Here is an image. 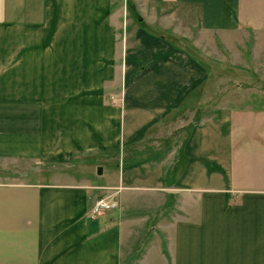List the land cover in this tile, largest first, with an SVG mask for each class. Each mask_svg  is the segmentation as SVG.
Returning <instances> with one entry per match:
<instances>
[{
  "label": "crops",
  "instance_id": "0c3cea01",
  "mask_svg": "<svg viewBox=\"0 0 264 264\" xmlns=\"http://www.w3.org/2000/svg\"><path fill=\"white\" fill-rule=\"evenodd\" d=\"M178 8L218 56L243 35L264 61V0H0V160L35 164L0 181V264H264V64L205 86L220 74L156 30ZM90 154L107 182L37 165ZM155 218L173 226L140 245Z\"/></svg>",
  "mask_w": 264,
  "mask_h": 264
},
{
  "label": "rangeland",
  "instance_id": "374dc122",
  "mask_svg": "<svg viewBox=\"0 0 264 264\" xmlns=\"http://www.w3.org/2000/svg\"><path fill=\"white\" fill-rule=\"evenodd\" d=\"M136 13V12H135ZM171 15H174V19H173V23L174 24H167L169 25L168 28H156L157 31L164 33L166 35H168L172 40H176L178 43H180L181 45L188 47L189 49L194 50L200 57H202L204 59V63L212 70L213 72L216 74H220L219 79L216 80H209V82H207L205 84V86L207 85H215L217 86L218 84H220V86H227V85H232L233 84V89H236L235 84L237 82H244L243 84L247 83V84H254L257 85L259 83V78L258 77H253L255 74H259L260 71V67L259 64H264V61H260V56L258 58H255L254 60H252V56H257L259 51L261 50L260 48L257 50H254L255 45L251 46L250 44L245 45L244 39H243V35H240L236 38V43H239L240 48H242V50H240L239 55H238V59L236 60L235 57H233L231 60H227L228 55L230 54H234V52H230L228 49H225L223 47H220V53H223L226 55V59H224L220 55L218 52V50L215 49V46L212 44V36H210V34L206 33H202L201 31L198 32L197 28L192 27L194 24H188L185 23L183 21L182 18H180L179 16L181 15V10L180 8L176 9V11L174 13H172ZM140 17H144L143 14L141 12L138 11V15H135V20H137ZM181 22H184V24H180ZM138 24H135V26H137ZM193 32V37L192 38H185L183 36V34H187L189 36V33ZM237 35V34H236ZM197 42L198 47L193 46V41ZM235 51H237L235 49ZM264 52V51H262ZM219 58V59H218ZM263 59H264V53H263ZM219 60V61H217ZM228 71V72H227ZM245 76H244V75ZM262 80H264L262 78ZM207 95V97H206ZM246 95V94H245ZM210 97V94L205 93V103L208 102V98ZM208 129V128H207ZM210 130V129H208ZM108 154H90L88 156H85L84 159H89V161L87 163H84L83 161L81 162L82 164L79 166V168L76 167H72L71 165L73 163H71L70 165H65V164H37L38 166H40L39 169L46 171V175L48 176V178H52V180H57L58 177H53V175L55 174H59V173H65L68 174L69 172V167L70 169L75 170L76 172H80V173H84L85 169L86 172H90L89 177H91L92 180H95L96 183L99 184H103L104 182H107V180L109 179L107 177V174L109 175L110 172L112 170L115 169L114 166H112L110 163L107 162V159L109 158L108 156H106ZM124 159H122V163H123ZM0 176L2 175V177L0 178V181H5L8 177L12 176L15 177V171H28L29 168L35 167V164L31 163V164H26L23 166H19L17 165L16 161H9V160H0ZM3 165V166H1ZM82 165H86V168L83 169L81 168ZM104 167L105 168V174L103 176H98L97 175V171L99 167ZM113 167V168H111ZM35 175H30L28 176V179H34ZM10 181V180H9ZM14 181V179L12 180ZM11 181V182H12ZM135 196L136 194H138L139 196H141L143 198V196L146 194V189H136ZM145 205H140L138 207H135V213L140 217L147 215L148 217H152L154 218V212L151 213L150 210H146ZM147 213V214H146ZM156 217V215H155ZM137 218V217H135ZM142 221V220H141ZM163 223L167 224V228H171L173 225H171L169 222L166 221H159L155 218V220L153 221H147L145 222H141L139 225V222H135V226L138 224L139 225V229L137 230V228L135 227V232H139L140 233V237H139V243L141 245V241H146L145 239V235L149 234V229L152 228V225H156V227H160L163 228ZM144 224V225H142ZM154 240L155 238L152 236L149 238V240H147L146 245L147 246H151L154 244ZM149 242V244H148ZM136 244V247H139ZM151 254L153 253V250H150Z\"/></svg>",
  "mask_w": 264,
  "mask_h": 264
},
{
  "label": "built area",
  "instance_id": "2783aa9c",
  "mask_svg": "<svg viewBox=\"0 0 264 264\" xmlns=\"http://www.w3.org/2000/svg\"><path fill=\"white\" fill-rule=\"evenodd\" d=\"M109 207H110V205L107 202H105L104 199H101L96 203V206L94 208V212L100 213L101 211H103L104 209H107Z\"/></svg>",
  "mask_w": 264,
  "mask_h": 264
}]
</instances>
